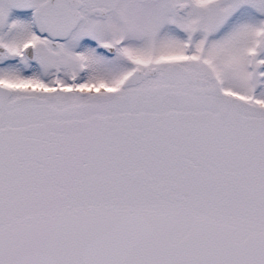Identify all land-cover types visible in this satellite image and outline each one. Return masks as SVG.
<instances>
[{"label": "snow or ice", "instance_id": "obj_1", "mask_svg": "<svg viewBox=\"0 0 264 264\" xmlns=\"http://www.w3.org/2000/svg\"><path fill=\"white\" fill-rule=\"evenodd\" d=\"M0 264H264V0H0Z\"/></svg>", "mask_w": 264, "mask_h": 264}]
</instances>
